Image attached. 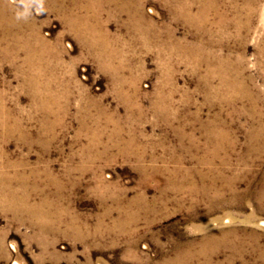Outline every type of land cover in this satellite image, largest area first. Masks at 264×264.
<instances>
[{
    "label": "rangeland",
    "instance_id": "374dc122",
    "mask_svg": "<svg viewBox=\"0 0 264 264\" xmlns=\"http://www.w3.org/2000/svg\"><path fill=\"white\" fill-rule=\"evenodd\" d=\"M0 1V264H264V0Z\"/></svg>",
    "mask_w": 264,
    "mask_h": 264
},
{
    "label": "bare ground",
    "instance_id": "6f19581e",
    "mask_svg": "<svg viewBox=\"0 0 264 264\" xmlns=\"http://www.w3.org/2000/svg\"><path fill=\"white\" fill-rule=\"evenodd\" d=\"M7 11H8V6L6 5V3L0 1V31L2 29L4 30V36L0 37V49H1V44H3L5 39H7L6 37L10 36L12 39H15V37L12 34L10 24L4 22ZM2 50H6V49L2 48ZM2 53H6V52L2 51Z\"/></svg>",
    "mask_w": 264,
    "mask_h": 264
}]
</instances>
